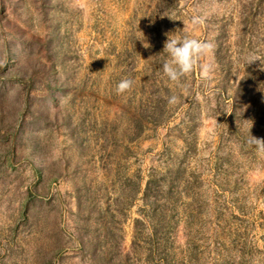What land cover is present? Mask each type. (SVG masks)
<instances>
[{
    "label": "rangeland",
    "instance_id": "obj_1",
    "mask_svg": "<svg viewBox=\"0 0 264 264\" xmlns=\"http://www.w3.org/2000/svg\"><path fill=\"white\" fill-rule=\"evenodd\" d=\"M262 64L264 0H0V264H264Z\"/></svg>",
    "mask_w": 264,
    "mask_h": 264
},
{
    "label": "clouds",
    "instance_id": "obj_2",
    "mask_svg": "<svg viewBox=\"0 0 264 264\" xmlns=\"http://www.w3.org/2000/svg\"><path fill=\"white\" fill-rule=\"evenodd\" d=\"M171 19V18H170ZM206 23L204 15L196 14L190 18V26L193 31L197 30ZM177 29L173 33H166L167 40L164 43L163 53L167 55V59L162 63L163 75L172 83L180 84L183 79L187 78L194 71L199 70L202 79H210L214 72L211 63H202L201 58L207 56L213 51L214 45L211 42L194 38L185 31ZM178 33H185L179 35ZM145 48L151 47L147 39L141 40ZM256 60H261L257 56L248 59L247 64ZM264 70V64H262ZM133 80L129 78L121 79L116 85V93L124 94L133 87ZM165 99L170 105L179 103L177 95L166 96ZM249 137L247 145L254 148L258 155H264V138H258L251 135V127L248 129Z\"/></svg>",
    "mask_w": 264,
    "mask_h": 264
}]
</instances>
